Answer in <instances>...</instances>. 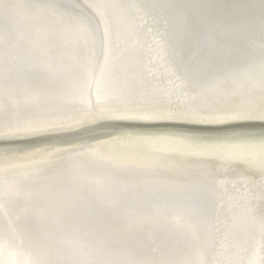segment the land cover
Segmentation results:
<instances>
[{"label": "snow or ice", "instance_id": "obj_1", "mask_svg": "<svg viewBox=\"0 0 264 264\" xmlns=\"http://www.w3.org/2000/svg\"><path fill=\"white\" fill-rule=\"evenodd\" d=\"M261 45L259 61V102L241 99L256 91L255 85L245 87L237 81L232 88L223 87L224 78L218 74L220 61L204 58L201 40L208 20L206 17H185L189 5H156L147 2L96 4L94 12H67L61 0H33L26 5L0 0V19L8 21L20 9L27 18L41 21L49 12L66 14L67 23L77 29L78 35L93 55L78 62L67 83L69 91L81 96L90 95L92 85L98 93L102 81L122 80L127 86L121 95L127 99L139 97L143 105L137 109L117 110L101 102L84 101L80 116L72 123L45 121L36 115L10 114L5 111L0 119V140L59 134L66 129L86 127L108 119L145 121H194L218 123L221 121H264V0H260ZM160 8L169 9L161 14ZM237 48L246 57L254 58L250 43L238 42ZM28 49L16 39V32L5 29L0 36V67L3 68V86H11L25 71ZM155 53L172 66L165 81L158 78L149 54ZM193 65L196 71L193 72ZM245 81L252 79L246 73ZM211 94V95H210ZM117 145L123 151L109 159L119 165L130 161L134 167L142 154L150 165L165 155L186 160L190 167L159 180L161 203L153 209L156 215L179 210L188 214L196 227L190 229V247L194 258L181 264H264V144L259 153H240L232 142H202L185 137L122 133L95 143L68 142L46 145L23 154L0 152V253L8 252L19 259L15 264H165V262H131L108 258L86 241L77 239L67 248V257L53 259L49 245L35 236L31 223L38 209L25 199L26 183L17 175L18 160L42 155L47 158L63 154L62 159L89 156L103 158L109 146ZM213 161L232 175L248 176L246 192L241 194L236 184L231 189L220 186ZM146 171H151L146 169ZM258 171L261 179L254 184L251 176ZM252 185V186H249ZM81 201L89 208L103 211L109 207L101 193L88 184L74 190L73 205ZM257 201L259 202L257 204ZM72 211H75L73 207ZM135 226H140L138 222ZM251 226V227H249ZM229 246L252 249L255 256L246 262L233 255ZM48 251V254L46 253ZM0 264L4 261L0 259Z\"/></svg>", "mask_w": 264, "mask_h": 264}, {"label": "bare ground", "instance_id": "obj_2", "mask_svg": "<svg viewBox=\"0 0 264 264\" xmlns=\"http://www.w3.org/2000/svg\"><path fill=\"white\" fill-rule=\"evenodd\" d=\"M120 3H140L141 0H117ZM108 4H115V2H109ZM261 35H251L247 39L249 42L255 43L253 46L255 51V57L249 58L245 64L237 65L233 58L226 59L230 55L229 50L225 47L220 48L213 42L201 40V47L203 50L204 58L207 60L209 57H214L220 61L218 74L224 78L223 87L232 88L236 85L237 81L243 83L245 87L255 85L256 91L248 92L241 99H251L254 97L259 99V61H260V45ZM245 38L244 35H236L225 37L229 40H238ZM224 39V38H222ZM224 39V40H225ZM245 40V39H244ZM222 41V40H221ZM24 47L28 49L25 55L24 68L25 71L20 73L12 82L11 86L7 89L3 86V68L0 67V110L2 111L0 119L3 118L5 111L10 114H30L36 115L42 120L59 123L63 121L65 124L72 123L80 116V109L84 101L96 102L93 100L92 95L96 91L94 85L91 87V93L88 94L85 91L81 96L77 92L69 91L67 83L72 78V70L75 68L78 62H82L90 58L93 53L85 45H83L76 28L67 24L61 25L59 32L56 36L50 39L38 38L36 41L25 39L23 42ZM259 46V47H257ZM212 49L213 54H209L208 50ZM238 51L234 50V54ZM227 56V57H226ZM236 56V55H235ZM226 57V58H225ZM149 59L154 66V71L158 78H163L165 81L168 78V74L171 69L169 61L159 57L155 53L149 54ZM193 72H195L196 66L193 65ZM252 73V79L245 81L244 77L246 73ZM127 86V85H126ZM125 86V87H126ZM96 98H97V93ZM211 95V94H210ZM3 98L7 100L4 101ZM108 99V100H107ZM125 101H135V104L125 105L119 104L118 97L115 95L107 96L106 105L117 110L125 108L137 109L144 106L139 101L142 99L139 97H133L131 99L125 98ZM259 100L257 101V103ZM105 121H111L116 123L119 127L114 133L106 134L103 136L95 137V132L89 135H85L81 138H76L70 141H45L39 144L23 143V139H8V142L0 143V152H17L20 154L33 151L35 149L44 147L46 145H61L68 142H80L86 141L88 143H95L99 140L108 139L109 136H118L125 133L127 127L124 125L128 121H143V120H120V119H108ZM239 122L235 124L232 121H221L218 123H202L194 121H160L159 123H176L179 125H198V128H175V127H146L137 133H143L146 135H168L173 137H185L191 140H197L202 142H232L236 149L242 154L259 153L264 144V132L246 131L251 126L233 127L238 123H258L264 122L259 119L255 120H237ZM94 125V124H93ZM196 127V126H190ZM212 127H222L214 131ZM67 130V129H66ZM218 131V132H217ZM264 131V130H260ZM123 149L117 145L109 146L108 150L104 153L103 158H97L103 163H107L111 171L114 172L113 183L117 180L118 169L124 172L127 177H132V180L136 183H143L145 179L149 185L155 189V193L151 197L139 198L135 196L131 211L127 210L125 216L131 214L135 220L139 217L143 218V222L140 226H135V233L137 239L140 240L139 249L136 252L133 259L126 260L131 262H165V264H181L182 261L194 258L193 249L190 247L191 237L189 231L196 227L192 218L179 210L169 212L165 215H156L153 209L160 205L161 194L159 189L162 185L159 184V180L167 178L178 172H182L190 167V164L186 160H181L178 157L165 155L156 160L154 163L147 165L143 161V155L138 157V163L132 167L130 161H122L117 165L112 159H109V154L113 157L121 153ZM63 154H58L53 157L47 158L46 162H41L42 155L30 156L27 159L18 160L17 163L21 167L16 169L17 175L22 177L25 181L26 193L25 199L35 195L32 200L42 197L48 190L59 188L64 182H72L73 176L70 171L65 167V163L68 160L62 159ZM93 160L95 158L93 157ZM209 167L215 168L217 177V183L220 186H226L231 189L232 184H236L239 192L244 194L246 192V182L249 180L248 176H236L226 171L219 161H213ZM3 165L0 164V168ZM54 170L52 171V169ZM150 169L151 171H146ZM128 173V174H127ZM3 173L0 172V176ZM95 178V175H93ZM261 179L259 172L256 171L255 175L251 176V180L254 184H258ZM95 186V180L90 178ZM108 181V178H107ZM61 182V184H59ZM91 182V183H92ZM113 183L110 185L112 186ZM118 184V183H117ZM115 185V188L117 187ZM146 185V184H145ZM143 186V190L145 189ZM150 186H146L149 188ZM252 186V185H249ZM48 187V188H47ZM77 186H75L74 190ZM47 189V191H46ZM31 200V201H32ZM259 202L257 201V204ZM95 213V208H89V211ZM123 215V214H122ZM118 221H114L113 225ZM147 223V224H146ZM145 229L143 230L144 225ZM119 227H123V224ZM251 227V226H249ZM129 228H131L129 226ZM229 251L235 256L239 254L246 262L253 259H259L255 256L252 249L248 246H242L241 249L229 246ZM0 259L4 261V264H15L12 261V256L7 253H0Z\"/></svg>", "mask_w": 264, "mask_h": 264}, {"label": "water", "instance_id": "obj_3", "mask_svg": "<svg viewBox=\"0 0 264 264\" xmlns=\"http://www.w3.org/2000/svg\"><path fill=\"white\" fill-rule=\"evenodd\" d=\"M141 1L156 5L184 4L191 6L184 11L187 19H191L193 16H202L208 20L202 40L213 42V44L223 49L225 47L231 55L225 58L230 59L232 57L231 61H234L237 65H243L249 59V57L239 52L237 48L238 42L243 41L251 44L247 38L261 33L260 0ZM8 2L26 5L32 3L33 0H8ZM61 2L69 13H91L94 12V8L90 6L108 4L109 2L118 4L117 0H61ZM157 11L166 15L169 9L160 8ZM69 18L66 14L49 12L45 14L43 20L36 22L27 18L25 9H20L10 20L4 21L0 19V36L4 34L5 29L10 28L16 32V39L22 42L25 39H30L33 42L38 38L52 40L59 32L61 25L67 24ZM236 35H244L245 38L232 41L225 39V37ZM254 44L252 43L251 45L255 46ZM234 50H237L238 53L234 54ZM208 52L209 54H213V50L210 48ZM125 86L126 84L122 80L102 81L99 86V93L96 85H94L96 91L92 95L93 100L96 99L95 93H97L101 97V102H106L108 100H106L107 96L115 95L118 97L119 104L121 105H125V103L130 105L135 104V101L132 100L125 101L121 95V89L125 88ZM250 98L256 102L259 100L254 97ZM3 100L6 101L7 99L3 98ZM139 102L141 105L143 104L142 100ZM1 112L0 110V115L2 114ZM159 122L145 120L128 121L124 123L125 127H127L125 133H137L136 131H141V129H146V127L198 128V125H190L196 126L190 127L176 123ZM237 122L239 121H232V123L228 124H235ZM242 124H244L243 126L252 127L246 131L264 132L260 131L264 130V122L238 123L232 126L240 127ZM118 127V124L111 121H100L86 127L67 129L59 134L26 137L23 139V143L34 145L45 141H70V139L81 138L94 132L95 137H98L114 133ZM212 128L215 131L222 127ZM8 141V139L0 140V143ZM64 165L73 176L74 180L72 182L68 181L62 184L60 182L59 188L48 191L46 189L47 192L42 197L34 200L32 199L35 195L27 198V201L36 208L44 209L42 212H37L32 218L31 227L37 239L43 240L49 245L52 258L57 260H63L67 257V248L77 239L86 241L93 248L103 252L108 258L128 261L126 258L129 257L128 259L132 260L139 249L140 240L137 239L135 233V223H130V221L138 222L141 225L143 218L139 217L135 220L131 214H128L126 218L125 213L129 209L131 211L135 196L139 198L151 197L157 193L155 189L145 179L142 180L143 183L134 182L131 176H125L124 172L119 169L117 171V181L113 183L115 178L114 172L111 171L107 163H103L97 158L93 160V157L89 156L74 157ZM93 175H95V178ZM91 177L95 180L94 187L93 182L90 180ZM112 183L113 185L110 186ZM81 184H88L101 193L103 200L108 203L109 207L103 211L95 209L94 213L91 212V209L89 211V207L81 201H75L73 205L74 188ZM116 184L117 187L115 188ZM144 185L145 189L143 190ZM146 186L150 187L146 188ZM73 207H75V211H72ZM114 221H118L117 224L113 225ZM122 224L123 227H119ZM45 254H48L47 250ZM11 256L14 263L19 259L15 255Z\"/></svg>", "mask_w": 264, "mask_h": 264}]
</instances>
